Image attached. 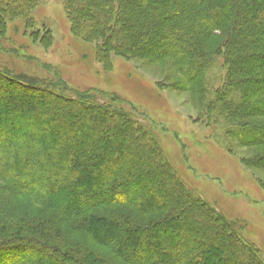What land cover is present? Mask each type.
Wrapping results in <instances>:
<instances>
[{"label": "trees", "instance_id": "16d2710c", "mask_svg": "<svg viewBox=\"0 0 264 264\" xmlns=\"http://www.w3.org/2000/svg\"><path fill=\"white\" fill-rule=\"evenodd\" d=\"M35 1L0 4V26ZM63 3L73 36L94 44L101 61L170 60L207 119L264 134L247 123L264 119V0ZM210 66L223 71L214 93L204 83ZM25 80L0 70V264H116L93 246L126 264H264L243 225L189 191L148 125L116 98L68 97ZM41 82L68 90L57 78ZM15 94L23 105L5 101ZM38 97L54 98L51 109L35 107ZM77 179L94 189H71ZM22 198L30 207L18 206Z\"/></svg>", "mask_w": 264, "mask_h": 264}, {"label": "rangeland", "instance_id": "374dc122", "mask_svg": "<svg viewBox=\"0 0 264 264\" xmlns=\"http://www.w3.org/2000/svg\"><path fill=\"white\" fill-rule=\"evenodd\" d=\"M21 1L25 0H0V4ZM4 20L0 26V70L63 96H73L72 91H90L99 101L116 98V108L148 125L188 190L226 219L243 225V238L257 247L264 260V134L237 130V124L243 122L226 123L216 116L207 119L204 101L186 90L183 77L170 60H127L112 55L107 63L101 61L94 44L73 36L63 0H36L22 17ZM205 76L204 83L207 80L209 91L214 93L221 86L223 71L210 66ZM54 78L68 90L41 82ZM5 101L16 107L23 105L24 99L15 94ZM53 102L51 97L31 100L35 107L47 109ZM55 102L60 110L66 109L60 101ZM51 114L55 115L53 109ZM247 123L264 125V119L250 118ZM229 131H236L241 139ZM144 183L147 188L153 187L149 178ZM73 184L71 189L85 192L95 186L93 182L81 185L78 179ZM144 186H140L141 193H145ZM16 203L21 208L30 207L25 198ZM196 238L201 240L202 232ZM92 248L116 264H126L105 248ZM152 257L146 256V261H153Z\"/></svg>", "mask_w": 264, "mask_h": 264}]
</instances>
